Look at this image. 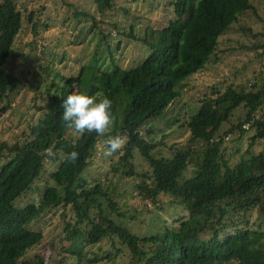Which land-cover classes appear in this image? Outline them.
Listing matches in <instances>:
<instances>
[{
	"label": "trees",
	"instance_id": "obj_1",
	"mask_svg": "<svg viewBox=\"0 0 264 264\" xmlns=\"http://www.w3.org/2000/svg\"><path fill=\"white\" fill-rule=\"evenodd\" d=\"M94 1L102 12L117 0ZM168 6L170 15L162 16L159 26L146 28L143 36L136 35L134 24L122 32L148 48L138 66L115 65L112 72H103L91 62L75 73L60 74L63 93L46 90L47 101L30 126V138L0 143V157L7 160L0 168V264H51L43 255L29 258L42 240L31 226L47 209L60 205L70 207L74 216L64 234L71 243L62 247L57 264H67L74 256L80 264H117L122 255L126 264H264V147H258L264 144V84L251 80L230 85L199 100L184 122L190 132L187 142L169 146L170 155L159 149L163 140L151 141L143 132L148 123L172 111L182 96L180 83L207 66L233 24L245 15L260 21L264 17L251 0H169ZM27 12L18 0L0 2V117L20 86L6 68L15 39L25 20L34 32L40 25L34 12ZM76 92L110 99L112 124L104 134L74 133L62 119L63 98ZM240 107L245 113L235 122ZM249 133L246 151L234 159L225 137L238 134L242 140ZM116 135H125L127 145L112 172L139 178L140 198L158 209L165 210L162 195L169 197L188 213L186 219L142 235L122 221L126 215L120 210L119 192L98 181L81 182L99 139ZM72 151L77 152L75 160L69 159ZM135 154L151 171H136ZM48 160L59 163L49 175L54 184L47 186L39 204L17 207L16 200L43 177ZM253 210L258 214L254 219ZM81 239L92 245L109 240L115 251L105 262L99 256L88 258L83 244L76 243Z\"/></svg>",
	"mask_w": 264,
	"mask_h": 264
},
{
	"label": "rangeland",
	"instance_id": "obj_2",
	"mask_svg": "<svg viewBox=\"0 0 264 264\" xmlns=\"http://www.w3.org/2000/svg\"><path fill=\"white\" fill-rule=\"evenodd\" d=\"M168 1L117 0L112 8L100 12L94 0H18V7L28 10L27 13L33 11L40 25L34 32L32 23L25 20L7 60L6 68L19 78L20 86L11 94L10 107L0 117V143L30 138V126L38 121L41 108L46 104V90L63 93L64 80L60 74L75 73L80 65L91 62H96L103 72H112L115 65L124 68L138 66L148 53V48L122 32L134 24L136 35L143 36L146 28L159 26L162 16L170 15ZM251 2L264 17V0ZM83 12L89 16H82ZM104 34L107 38H104ZM109 44L110 48L107 47ZM251 80L258 86L264 84V21L245 15L220 37L218 49L207 66L180 83L177 89L180 90L183 84L182 96L172 106V111L148 123L143 132L151 141L163 140L165 145L159 149L165 155H170L169 146L187 142L190 132L184 122L196 110L199 100L230 85L249 84ZM55 84L58 86L55 87ZM244 113L242 107L238 108L235 122ZM147 131H150L149 134ZM250 134H246L242 140L238 134L225 137L228 152L234 159L246 151ZM119 136L124 143L107 157L103 153L109 138L99 139L92 164L83 172L81 182L86 181L91 185L98 181L119 192L117 200L120 210L126 215L122 221L137 233L149 235L156 231V226L165 223L178 225L189 215L173 205L169 197L162 195L165 210L158 209L151 201L140 198L137 187L141 182L139 178H127L112 172V164H116L127 145V137ZM258 147L263 148L264 144ZM6 161L5 157H0V168ZM134 163L138 173L151 171L149 163L139 154H135ZM58 166L59 163L48 160L43 177L23 197L18 198L15 205L23 208L29 203L39 204L47 186L54 184L49 175ZM250 214L252 219L258 217L255 210ZM73 216L72 209L64 205L47 209L31 226V229L42 234V240L29 252V258L36 259L43 255L51 264H57L62 247H68L71 243L64 234L66 222L73 220ZM76 243L83 244L88 258L99 256L104 262L108 253L115 251L106 239L97 245L89 244L85 239ZM116 263L126 264L123 255L116 259ZM67 264L80 263L78 257L74 256L69 257Z\"/></svg>",
	"mask_w": 264,
	"mask_h": 264
},
{
	"label": "clouds",
	"instance_id": "obj_3",
	"mask_svg": "<svg viewBox=\"0 0 264 264\" xmlns=\"http://www.w3.org/2000/svg\"><path fill=\"white\" fill-rule=\"evenodd\" d=\"M62 119L74 133L95 132L104 134L112 124L111 101L107 97L93 98L83 92L69 93L62 102ZM124 143L121 136L110 137L106 142L104 156H111ZM77 152L72 151L69 159L75 160Z\"/></svg>",
	"mask_w": 264,
	"mask_h": 264
}]
</instances>
